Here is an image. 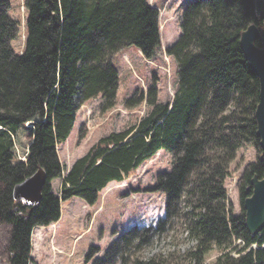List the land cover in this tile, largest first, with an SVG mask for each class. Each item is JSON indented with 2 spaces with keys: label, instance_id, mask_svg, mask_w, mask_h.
Segmentation results:
<instances>
[{
  "label": "trees",
  "instance_id": "16d2710c",
  "mask_svg": "<svg viewBox=\"0 0 264 264\" xmlns=\"http://www.w3.org/2000/svg\"><path fill=\"white\" fill-rule=\"evenodd\" d=\"M255 1L187 0L181 34L166 49L178 61L173 100L159 102L153 83L147 94L152 108L136 125L101 137L65 169L58 147L73 131L80 105L98 96L115 105L113 55L128 46L148 60L157 55L159 9L149 0H25L26 40L17 52L12 42L20 22L10 15V1L0 0V223L9 227V264L33 262V229L57 222L62 202L77 196L96 204L109 183L122 182L161 149L173 155V168L160 172L151 189L165 194V216L119 234L94 264H205L212 246L220 250L212 264H264V228L253 236L244 209L252 178L264 177L255 119L260 82L240 42L251 24L264 28ZM20 129L31 138L24 160L15 151ZM248 145L258 158L240 178L241 212L235 214L225 182L237 152ZM40 168L47 175L41 201H16L15 185ZM56 178L62 180L58 192ZM188 186L195 248L142 258L139 251L178 216ZM96 250L91 247L86 258Z\"/></svg>",
  "mask_w": 264,
  "mask_h": 264
},
{
  "label": "rangeland",
  "instance_id": "374dc122",
  "mask_svg": "<svg viewBox=\"0 0 264 264\" xmlns=\"http://www.w3.org/2000/svg\"><path fill=\"white\" fill-rule=\"evenodd\" d=\"M10 15L19 20L20 33L12 42L17 52H22L26 40L25 0H9ZM187 0H149L159 9L161 48L157 55L146 59L135 46L115 53L112 62L119 72V86L114 106H108L101 96L80 105L77 121L68 140L58 147L59 158L68 169L85 155L103 136L136 125L150 110L147 101L149 88L158 87L159 102L172 101L178 89V61L166 53L181 34L180 22ZM17 157H25L31 138L26 129L14 136ZM258 151L254 146L241 148L230 165L226 188L233 212H241L238 184L246 167L257 161ZM173 155L161 149L150 160L122 182H111L101 192L99 200L89 205L80 197L62 202L61 218L48 226H37L32 233L31 264H94L113 240L135 224L146 227L156 225L165 216L166 196L153 191L158 174L171 171ZM61 178L52 181L54 192H58ZM186 187L178 216L170 228L154 237L153 241L139 251L144 259L158 254H183L195 248L197 240L190 232V213L193 209ZM9 227L0 223V264H9L6 248ZM234 246L241 249L243 243L236 240ZM91 247L96 250L86 258ZM234 249V248H233ZM231 251H234V250ZM238 255L237 251L232 253ZM220 255L217 246L207 253L205 264H212Z\"/></svg>",
  "mask_w": 264,
  "mask_h": 264
},
{
  "label": "water",
  "instance_id": "95a60500",
  "mask_svg": "<svg viewBox=\"0 0 264 264\" xmlns=\"http://www.w3.org/2000/svg\"><path fill=\"white\" fill-rule=\"evenodd\" d=\"M263 0H256L257 15L264 14ZM261 41V46L256 44ZM241 47L251 68L259 77V100L255 110L257 123V136L264 150V28L257 24H251L241 35ZM47 181V175L43 168L28 176L22 182L15 185L13 196L16 201L37 204L42 199L43 189ZM246 226L249 232L255 236L264 228V177L255 175L252 178V194L244 201Z\"/></svg>",
  "mask_w": 264,
  "mask_h": 264
}]
</instances>
